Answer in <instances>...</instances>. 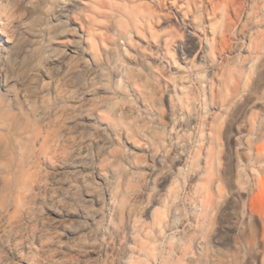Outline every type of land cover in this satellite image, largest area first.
<instances>
[{
	"label": "clouds",
	"instance_id": "9594fccd",
	"mask_svg": "<svg viewBox=\"0 0 264 264\" xmlns=\"http://www.w3.org/2000/svg\"><path fill=\"white\" fill-rule=\"evenodd\" d=\"M0 264H264V0H0Z\"/></svg>",
	"mask_w": 264,
	"mask_h": 264
}]
</instances>
